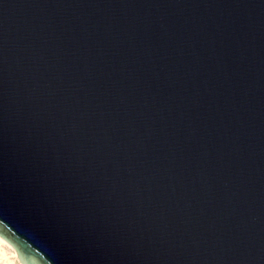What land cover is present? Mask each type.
I'll return each instance as SVG.
<instances>
[{
    "label": "water",
    "instance_id": "95a60500",
    "mask_svg": "<svg viewBox=\"0 0 264 264\" xmlns=\"http://www.w3.org/2000/svg\"><path fill=\"white\" fill-rule=\"evenodd\" d=\"M0 239L264 264V0H0Z\"/></svg>",
    "mask_w": 264,
    "mask_h": 264
},
{
    "label": "bare ground",
    "instance_id": "6f19581e",
    "mask_svg": "<svg viewBox=\"0 0 264 264\" xmlns=\"http://www.w3.org/2000/svg\"><path fill=\"white\" fill-rule=\"evenodd\" d=\"M0 264H21L12 247L2 239H0Z\"/></svg>",
    "mask_w": 264,
    "mask_h": 264
}]
</instances>
